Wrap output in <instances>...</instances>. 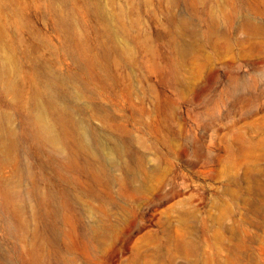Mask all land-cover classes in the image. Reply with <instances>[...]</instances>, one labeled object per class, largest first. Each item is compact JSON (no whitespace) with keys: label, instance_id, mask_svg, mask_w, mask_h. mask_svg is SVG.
Returning <instances> with one entry per match:
<instances>
[{"label":"rangeland","instance_id":"1","mask_svg":"<svg viewBox=\"0 0 264 264\" xmlns=\"http://www.w3.org/2000/svg\"><path fill=\"white\" fill-rule=\"evenodd\" d=\"M9 52L24 96L59 77L116 158L71 144L67 182L24 141L31 177L0 167V264H264V0H0V66ZM41 172L60 213L25 199Z\"/></svg>","mask_w":264,"mask_h":264},{"label":"bare ground","instance_id":"2","mask_svg":"<svg viewBox=\"0 0 264 264\" xmlns=\"http://www.w3.org/2000/svg\"><path fill=\"white\" fill-rule=\"evenodd\" d=\"M5 57L8 62L0 66V97L12 95L13 100L0 109V167L12 159L14 169L23 170L30 178V169L22 165L19 160L27 153L22 148V143L27 141L34 145L44 157L43 164L53 167L58 177L70 182L65 171H69L68 167H70L66 161L73 160L72 151H70L71 144L83 151L96 153L93 130L89 126L81 125L75 119L73 111L62 97L59 88L63 82L59 77L54 74L28 76L26 82L29 85V94L24 96L20 88L22 81L18 76L20 72L18 62L10 52ZM13 107L22 110L23 124L20 133L10 127L13 120L10 111ZM99 147H102L101 143ZM103 148V157L96 153L99 158H104L109 162L113 157L116 158L114 148H105V146ZM49 178L44 172L38 174L25 199L39 198L42 205H51L53 214L60 213L63 210L62 191L64 189L60 186H53L42 191L39 187L41 181L53 184ZM3 195L7 205L5 209L7 216L10 214L23 215L25 200L16 187L6 186ZM8 227L12 225L9 223Z\"/></svg>","mask_w":264,"mask_h":264}]
</instances>
